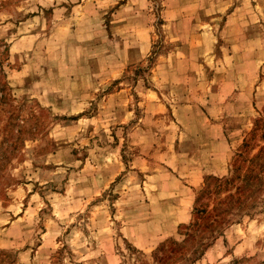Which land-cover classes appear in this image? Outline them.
<instances>
[{
	"label": "rangeland",
	"instance_id": "374dc122",
	"mask_svg": "<svg viewBox=\"0 0 264 264\" xmlns=\"http://www.w3.org/2000/svg\"><path fill=\"white\" fill-rule=\"evenodd\" d=\"M0 264H264V0H0Z\"/></svg>",
	"mask_w": 264,
	"mask_h": 264
},
{
	"label": "trees",
	"instance_id": "16d2710c",
	"mask_svg": "<svg viewBox=\"0 0 264 264\" xmlns=\"http://www.w3.org/2000/svg\"><path fill=\"white\" fill-rule=\"evenodd\" d=\"M253 157L254 158H251L252 160L256 159L257 155H254ZM215 181L217 182V186H220L222 184V182L223 183H228L229 182L228 179H222L221 180V179H216V178H215ZM240 188L237 187V189H240ZM228 197L232 198L233 194H229ZM210 215H211V213L206 211V210H203V208L194 206L193 207V219H192V222L185 226L184 233L187 234V235H191V233H190L191 227L194 226V225L195 226H199V224H202V226L207 228V229L211 228V226H213L215 224V228L217 230V228L219 226L218 225L219 219L221 217H219V215L217 213H213L211 218H210ZM207 220L209 222H207Z\"/></svg>",
	"mask_w": 264,
	"mask_h": 264
},
{
	"label": "crops",
	"instance_id": "0c3cea01",
	"mask_svg": "<svg viewBox=\"0 0 264 264\" xmlns=\"http://www.w3.org/2000/svg\"><path fill=\"white\" fill-rule=\"evenodd\" d=\"M208 152V161L206 162V165H205V168L202 170L203 167H200L199 168L197 167L198 163H194V165L192 166L191 170H194L192 172H190L189 174L186 173V175L189 177H191V173L192 174H196V171L195 170H198V177L202 176L203 174H209V173H212V174H218L220 173V171L222 170V166H220V163L221 162V155H223L222 153H218V154H215L214 157H212L211 155V152L209 149L206 150ZM216 162V163H215Z\"/></svg>",
	"mask_w": 264,
	"mask_h": 264
}]
</instances>
